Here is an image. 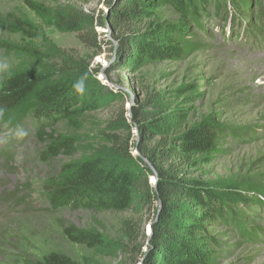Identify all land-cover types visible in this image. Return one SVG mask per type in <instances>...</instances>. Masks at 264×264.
<instances>
[{"label": "trees", "instance_id": "16d2710c", "mask_svg": "<svg viewBox=\"0 0 264 264\" xmlns=\"http://www.w3.org/2000/svg\"><path fill=\"white\" fill-rule=\"evenodd\" d=\"M25 4L38 16H47L46 13L39 15L44 11L42 7L28 1ZM162 9L171 10L176 21L158 23ZM52 15L56 17L58 31L78 34V40L87 48L98 47L99 36L91 22L74 15L61 16L55 12ZM95 21L101 27L109 26L113 36L122 31L121 28L126 30L119 40V51L125 58L119 68L121 71L165 60L185 61L195 52L202 51L204 42L198 31L211 36L204 29L206 25L218 28L227 39L245 41L250 49L264 48V0H117L111 1L107 14ZM227 26L228 36L222 31ZM0 28L6 34L19 33L28 40H36L38 36L28 21L14 19L10 23L8 17L1 19ZM10 48L24 51L0 40V50ZM25 50L31 54L34 49ZM33 53L36 60L38 54ZM44 58L51 61L50 65L42 64L41 69L35 71L14 69L0 81V118L15 119L19 126L30 123L28 133L32 131L33 138L44 147L40 158L47 161L73 152L71 141L62 138L55 126L76 114L78 111L74 107L84 97L94 98L100 92L113 93L92 77L98 69L90 71L88 64L73 52L55 50ZM188 88L192 89V86ZM186 92V87L175 90L178 98ZM186 99L188 97L185 102ZM145 106L131 108L132 123L138 129V135L130 147L129 134L125 140L114 135L117 129H129L122 118V108L118 120L108 124L98 137L100 144H113L129 160L110 164L96 156L66 165L59 175L48 178L43 184V195L51 207L58 212L138 214L154 205L151 217L147 210L146 219L140 217L121 223L124 238L130 243L142 239L145 244L146 251L141 250L142 245H137L140 264H221L228 254L225 251L228 247L211 235L217 227L225 228L240 240L239 244L264 242V220L258 218L263 225H256L255 219L243 216L241 207L225 202L215 184L207 180L209 173L205 169L209 157L220 151L217 148L224 139L232 138L246 144L252 140L249 135L256 136L254 129L241 128L242 131L236 132V127L214 121L193 120L187 124L188 111L185 109L174 108L170 118L166 116L167 111L154 102L147 105L153 108L151 113L144 112ZM18 125L12 126L16 129ZM7 140L9 144L14 142L12 136ZM7 148L0 151L1 157H9ZM129 148H136L151 169L138 156L132 160ZM132 161L134 165H128ZM154 174L157 181L152 188L148 178ZM260 176L264 179V173ZM232 189L234 192L236 186ZM245 213L252 214L251 211ZM146 222L151 225L149 238L140 235V227ZM62 233L71 244L93 246L98 242L96 235L77 231L70 225L64 227ZM27 264L78 263L62 254L50 253L40 261Z\"/></svg>", "mask_w": 264, "mask_h": 264}, {"label": "rangeland", "instance_id": "374dc122", "mask_svg": "<svg viewBox=\"0 0 264 264\" xmlns=\"http://www.w3.org/2000/svg\"><path fill=\"white\" fill-rule=\"evenodd\" d=\"M25 1L42 7L44 11L39 15L46 13L47 16L40 17L32 12ZM111 1L117 0H0V21L8 17L10 23L14 19L28 21L38 32L36 40H28L19 33L6 34L0 28L1 41L24 49L0 50V81L14 69L35 71L40 70L42 64L50 65L51 61L44 57L56 50L73 52L88 64L90 71L98 69L92 77L113 93L100 92L94 98L81 99L74 107L78 112L55 126L62 138L71 141L73 152L47 161L40 158L44 147L33 138L32 131L28 133L30 123L19 126L15 119L0 118V151L7 137L14 139L12 145H8L11 149L9 157L0 156V213L8 215L6 208L12 209L7 217L0 218V264H27L40 261L50 253L62 254L78 264H140L137 245H142L141 250L146 251L145 244L142 239L130 243L124 238L121 223L140 217L146 219L147 210L151 217L154 205L138 214L82 210L58 212L44 197L42 187L48 178L59 175L66 165L96 156L110 164L127 162L129 158H125L118 147L100 144V132L118 120L122 108V118L129 129H117L114 135L125 140L129 134L130 147L138 135V129L132 123L131 108L152 102L166 110V116L170 118L174 108L185 109L188 111L187 124L193 120L214 121L226 127H236V132L248 127L254 129L256 136L249 135L252 140L246 144L237 143L232 138L224 139L217 148L220 151L209 157L205 169L209 173L207 180L215 184L225 202L238 205L246 219H255L256 225H263L257 219L264 220V194H261L264 179L260 176L264 173V48L250 49L245 41L227 39L218 28L206 25L204 29L211 36L198 31L204 42L202 51L195 52L185 61L165 60L121 71L119 68L125 58L119 51V40L126 30L121 28L122 31L113 36L109 26L101 27L95 21L107 14ZM53 12L91 22L99 36L98 47L87 48L78 40V34L58 31ZM166 20L176 21V17L171 10L162 9L158 23ZM222 31L228 36L229 27ZM30 48L38 54L36 60L33 51L30 54L25 50ZM182 87H186L187 92L178 98L175 90ZM115 96H119L118 99ZM146 106L144 112L151 113L153 108ZM11 124L18 126L15 129ZM129 151L132 160L139 155L136 148H129ZM128 165L133 166L134 162ZM151 178L154 175L148 178L149 185L154 188V179ZM232 186H236L234 192ZM246 211L252 214H246ZM69 225L77 231L96 235L98 242L93 246L71 244L62 233V229ZM149 226L148 222L142 224L140 235L148 238ZM211 235L228 247L225 250L228 254L221 264H264V242L239 244L240 240L223 227L214 228Z\"/></svg>", "mask_w": 264, "mask_h": 264}, {"label": "water", "instance_id": "95a60500", "mask_svg": "<svg viewBox=\"0 0 264 264\" xmlns=\"http://www.w3.org/2000/svg\"><path fill=\"white\" fill-rule=\"evenodd\" d=\"M143 162H145L146 163V165L151 169V167H150V165H149V163L142 157V156H140V155H137ZM154 182H153V186H154V188H155V185H156V181H157V177H156V175L154 174ZM151 233V227L149 226V231H148V236H150L149 234ZM149 238V237H148Z\"/></svg>", "mask_w": 264, "mask_h": 264}]
</instances>
